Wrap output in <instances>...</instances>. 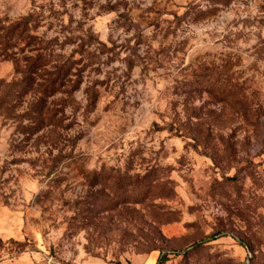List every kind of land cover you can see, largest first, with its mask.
<instances>
[{"label": "rangeland", "instance_id": "374dc122", "mask_svg": "<svg viewBox=\"0 0 264 264\" xmlns=\"http://www.w3.org/2000/svg\"><path fill=\"white\" fill-rule=\"evenodd\" d=\"M171 2L147 10L152 14L149 26L159 29L165 13L179 22L195 11L192 4L182 14L169 11ZM67 3L62 0L63 5ZM230 3L226 0L225 7ZM21 7L27 15L18 21L0 17V118L5 127L26 93H39L32 110L42 111L48 96L64 88L72 69L83 63V59L69 58L50 71L47 66L54 58L50 50L59 40L46 42L33 35L40 27L39 16ZM79 7L73 0V9ZM50 13L56 16L54 8ZM260 23L264 25V19ZM53 27L49 25L48 30ZM110 39L109 51H114L119 37L114 34ZM72 42L65 40V44ZM83 50L82 43L77 49L81 57ZM29 52L36 55H26ZM242 61V57L229 60L212 73L207 89L210 99L198 110L189 109L185 102L184 121L178 115L167 120L161 115L160 122H153L147 131L148 136L167 131L165 139L179 143L169 149L162 139L151 156L144 155L146 146L137 147L120 169L101 164L99 173L84 179L91 185L103 175L105 187L86 200L66 197L72 191L67 179L51 183L34 197L27 211L10 197L0 199V264H56L64 243L72 244L80 232L85 234L80 264H159L163 257H167L163 264H264V195L260 194L264 191V80L245 79L243 71L233 72ZM60 111L50 112L46 122L59 124L55 116ZM21 163L32 164L33 179L40 175L35 161L15 158L0 169V176ZM54 167L52 161L49 175ZM133 167L140 171L130 175ZM22 177L23 170L17 169L3 183ZM62 225L67 227L60 242L50 243L51 230L58 231ZM68 250L74 257L80 255L75 247Z\"/></svg>", "mask_w": 264, "mask_h": 264}, {"label": "clouds", "instance_id": "9594fccd", "mask_svg": "<svg viewBox=\"0 0 264 264\" xmlns=\"http://www.w3.org/2000/svg\"><path fill=\"white\" fill-rule=\"evenodd\" d=\"M75 3L80 7L73 9V0H68L66 6L62 0H35L32 8V0H0V17L7 15L10 23L20 20L27 15L23 5L39 16L40 27L33 35L46 42L58 38L59 43L50 50L54 57L47 66L50 71L69 58L83 59L72 69L64 88L48 96L42 111L32 110L39 93L29 91L14 108L7 127L0 118V169L12 159L23 158L35 161V172L40 173L33 179L32 164L21 163L0 176V199L10 197L25 211L36 195L58 179L72 184L66 197L86 200L105 187L103 175L91 185L84 179L99 173L101 164H115L120 169L128 153L137 147L146 146L144 155L151 156L153 149L160 148L162 139L169 149L179 143L165 139L167 131L153 136H148L147 131L153 122H160L161 115L165 120L178 115L184 121L185 102L189 109H200L210 99L207 89L212 73L229 60L242 57L240 69L233 68V72L243 71L245 79L256 76L264 80V25L260 23L264 19V0H231L228 7L226 0H172L169 11L182 14L188 4L195 11L179 22L165 13L160 17L159 29L149 26L152 14L147 10L162 7L167 0H87V7L85 0ZM53 8L55 17L50 13ZM49 25H54L52 31ZM114 34L119 37L117 47L109 51ZM69 38L74 42L65 44ZM82 43L83 57L77 51ZM78 69L83 71L78 73ZM37 81L43 83L39 78ZM57 108L62 109L55 116L60 123H47V116ZM17 127L21 130L17 131ZM239 139L243 140V136ZM52 161L55 167L49 175ZM17 169L23 170V177L5 185L3 180L15 176ZM138 171L139 167H133L129 174ZM260 194L264 195V191ZM223 215L227 224V213ZM66 227L51 230L50 243L60 242ZM84 236L80 232L72 244L65 242L56 264H80ZM73 247L79 249V256L74 257L68 250Z\"/></svg>", "mask_w": 264, "mask_h": 264}, {"label": "trees", "instance_id": "16d2710c", "mask_svg": "<svg viewBox=\"0 0 264 264\" xmlns=\"http://www.w3.org/2000/svg\"><path fill=\"white\" fill-rule=\"evenodd\" d=\"M167 260V257H163L159 264H163Z\"/></svg>", "mask_w": 264, "mask_h": 264}]
</instances>
